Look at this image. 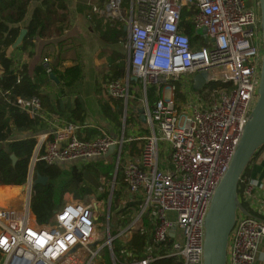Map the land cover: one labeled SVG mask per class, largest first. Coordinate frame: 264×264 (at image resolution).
Wrapping results in <instances>:
<instances>
[{
    "label": "built area",
    "instance_id": "1",
    "mask_svg": "<svg viewBox=\"0 0 264 264\" xmlns=\"http://www.w3.org/2000/svg\"><path fill=\"white\" fill-rule=\"evenodd\" d=\"M93 15L127 28L126 77L105 83L104 91L127 104L132 80L139 83L145 92L141 114L150 134L141 157L126 162L123 140L104 132L87 139L80 123L67 122L39 138L33 162L49 166L85 165L107 157L114 147L125 192L118 186L120 201L113 211V194L102 201L92 195L72 198L43 224L30 204L21 211L0 210L1 264H153L161 259L204 264L205 219L258 99L261 15L244 0H131L128 7L123 0H108L104 9L92 6L88 17ZM184 21L195 26L196 46L183 31ZM42 66L51 74L49 57ZM200 74L206 76L204 86L201 92L185 89L183 108L175 96L160 95L163 87L173 94L183 77ZM151 87L157 94L153 106L147 98ZM8 102L31 119L47 122L39 99ZM32 176L29 171V184ZM112 187L114 192L115 180ZM257 187L249 175L240 179L239 199L250 215L238 213L227 264H255L264 238V221L250 213L258 210ZM104 216L106 230L100 224ZM138 232L149 236L144 250H121V261L114 242L126 244Z\"/></svg>",
    "mask_w": 264,
    "mask_h": 264
},
{
    "label": "trees",
    "instance_id": "2",
    "mask_svg": "<svg viewBox=\"0 0 264 264\" xmlns=\"http://www.w3.org/2000/svg\"><path fill=\"white\" fill-rule=\"evenodd\" d=\"M69 1L42 0L41 7L34 10L31 21L26 28H13L2 20V15L10 10L14 14L15 22L17 24L22 23L27 15L31 0H0V93L4 103V107L0 108V185L2 186L21 187L26 185L31 160L38 145L36 134L44 127L39 118L31 119L18 106H14L8 101L14 102L17 98L26 100L37 98L42 103L44 111L52 113L51 101L42 92V85L50 80V75L53 74L59 81L61 94L71 91L83 78L82 52H80L82 48L80 45L71 43ZM92 22H95L96 27H98V30L95 28L93 31L100 33L101 30L99 29L102 28L103 19L99 23L101 27H99L98 19ZM183 25V31L191 38L192 45L196 46L197 37L194 24L184 21ZM104 28L105 30L100 33V39L109 45L120 43L126 35L124 25L120 22H115V24L109 22L105 24ZM23 29L27 30V34L19 47L22 50L34 49L37 44L41 46V53L48 47L56 48V54L50 58L51 74H48L41 64L15 67V61L9 52ZM116 58L121 60L120 56H116ZM67 60L73 62L74 65L63 69L62 66ZM115 62H117L116 59L113 60V65L110 68L111 78L108 79L111 81L123 79L126 75L123 64L115 65ZM147 94L149 100L152 101L154 90L148 89ZM178 97L181 98L180 95ZM110 101L116 103L113 99ZM107 109L110 111L111 108L105 104L103 112L106 113ZM85 113L84 104L77 100L75 107L70 111L69 118L84 122ZM108 114L112 120L117 119L115 113L109 112ZM16 133H29L30 137L16 140L13 139V135ZM263 149L264 147L256 154L253 161ZM12 155L17 158L15 164L11 159ZM99 162V160L93 161L87 164L82 171L77 172L76 169L68 170L65 169V166H49L41 160L37 161L34 166V179L39 175L48 180L46 185H34L31 192L30 206L38 223L47 222L56 211L63 207V199L66 193L73 194L76 199H84L93 194L97 195V192L99 193L98 200L110 198V182L114 179L115 165L110 166V172H106L107 178L110 177V182L104 184L101 182V173L103 172L100 170L101 164ZM245 175H250V168L246 170ZM121 184L123 185L120 169L116 176V186ZM17 190L16 187H0V194L4 192L13 194ZM238 193H240V188ZM119 201L120 192L115 189L112 211L118 207ZM148 239L147 234L135 233L125 246L119 242H114V252L122 261L125 257L121 250L139 254L144 250ZM153 264L181 263L177 259H161Z\"/></svg>",
    "mask_w": 264,
    "mask_h": 264
},
{
    "label": "crops",
    "instance_id": "3",
    "mask_svg": "<svg viewBox=\"0 0 264 264\" xmlns=\"http://www.w3.org/2000/svg\"><path fill=\"white\" fill-rule=\"evenodd\" d=\"M104 1V0H103ZM245 4L247 5V7H255L256 5V0H244ZM94 2H98V0H70L69 4L68 3V7H69V11H70V16H69V23H70V35L72 38L71 43L73 42V44L75 45H80L82 48V60L84 61L85 56L87 55H91L94 54V56H96L97 54H99V52L103 51H114V52H118V48H115L114 50L112 49V46L109 44H106L105 42H103L100 39V36L98 34L95 33V28L96 27V23L92 22L90 23V25H93L94 27L92 28L93 30L89 31L87 21H85L84 19V14L87 10V8H90L92 6L95 5ZM42 5V0H31V3L29 5L28 8V12L27 15L24 19V21L20 24H17L15 22L14 19V14L12 11H6L3 15H2V20L9 26V27H21V28H26L28 26V24L31 21L33 12L36 8L41 7ZM104 5V3H103ZM102 5V6H103ZM101 17V16H100ZM96 19V16L92 18V20ZM99 21V20H98ZM101 22V21H100ZM98 22V24L100 23ZM100 25V24H99ZM98 25V26H99ZM101 26V25H100ZM102 27H105L104 22L102 23ZM41 46L40 44H37L36 48L32 49V48H28L26 50H22L21 48H12L11 51L9 52V54L13 57L14 61H15V67L19 68L23 65H31L34 64L35 65H42V61L44 58L49 57L51 58L53 55L56 54V48L55 47H48L46 48L44 51H42L41 55ZM32 54V55H31ZM51 60V59H50ZM118 64V63H117ZM73 62L67 60L65 61V63L63 64L62 68H68L73 66ZM83 65V64H82ZM126 69V74L128 71V66L127 63L124 67ZM84 65H83V76H84ZM126 77V75L124 76ZM121 80V79H120ZM189 80H192V85L189 82ZM182 82L184 84H177V89L175 93H171L168 90H165L164 87L162 88V95L163 97H166V93L168 94L167 97L170 96H175L176 102L178 104L179 108H183L185 106L186 103V94H185V89L187 90L189 88L190 91L192 92H201V90H196L194 87V78H188V77H183ZM78 85V83L74 86V88L71 91H66L64 94L60 93V86L59 83L54 82L53 80H48L45 84L42 85V92L47 95L51 101V105L53 106V111L52 113H47L46 114V121L47 122H43V128L36 134V139L38 142V139L41 138L42 136L48 134L52 128H59L62 127L65 123L67 122H76V123H80L82 125L86 126V129L83 130L82 132V136L87 138V139H93L98 137L99 135H101V132H104L108 135H110L111 137H113L111 135V131L114 132V129L112 128L111 131H109V129L111 128V125H116L117 121L119 120L118 117V112H120L121 109V105L123 103L122 106L125 107V120H124V127H128L127 126V109L129 104L133 103L134 100L139 99V93H142V88H140V84L137 83L135 80H132V86H131V98L129 100V102L127 104H125V101H121L118 100L116 101V103H113L110 101L111 98H109L108 96V100H105L106 93L104 91V85H95L94 90L92 91V97H94L93 101L97 103H99L98 107H97V116L96 118L99 117H103L104 119H108V121L110 122V126L108 125L107 127L100 125L96 122H90L88 119L92 118V114L90 111L92 108V104L90 103V98L87 95L81 94L79 92H77L76 86ZM139 89V90H138ZM148 89H153L154 90V98L152 101L149 100L148 98V94H147V98H148V103L150 106H153L156 99H157V94H156V89L155 88H148ZM147 89V92H148ZM145 95V92H143ZM178 95L181 96V98L178 97ZM89 98V99H88ZM102 99L105 100V102L102 101ZM80 100L85 107L86 110V118L84 122H79L76 120H71L69 118L70 115V111L75 107L76 101ZM118 102H121L120 104H118ZM137 101H135L136 103ZM107 104L109 105V107L111 108L110 111L107 112H103V106ZM145 104V103H144ZM4 107V103L2 101V97H1V93H0V108ZM99 108V111H98ZM144 108V107H143ZM142 108V110H143ZM141 109H137L136 111V115L135 116H131V118H129L128 120L130 122H132V124L135 126L134 128H132V134H136V135H143L141 136L142 138L140 139L142 146L138 147L135 150L136 146H130L132 144H134L135 142H138L136 140H132L131 139H127L125 140L124 138V131L122 133V135L120 137H113L114 139H117L119 141L123 140L124 141V162H126L127 160L130 159H134L137 160L141 157L142 154V149L144 147V137H147L150 132L145 124V122L142 121V112ZM134 111V109H133ZM109 112L111 113H115L117 119L112 120L110 116H108ZM135 117V118H134ZM131 121V119H133ZM144 119V118H143ZM145 120V119H144ZM139 127L144 128L143 132H141L139 130ZM122 132V131H121ZM113 134V133H112ZM116 135V134H113ZM30 134L29 133H16L13 135V139L16 140H21V139H25V138H29ZM130 137V136H129ZM131 140V141H130ZM36 150V149H35ZM35 153V152H34ZM112 156H114V152L113 154L103 158V159H114L116 161V165L115 167H117V159L113 158ZM103 159H98V160H103ZM96 161V160H94ZM93 162V161H91ZM89 162V163H91ZM87 163V164H89ZM79 165L82 169L87 165ZM250 168V175L254 180H256L258 187H257V192H256V199H257V208L258 210H254V211H250V213L252 215H254L257 218H260L261 220L264 221V149L258 154V156L256 157V159L251 163V165L249 166ZM117 170L115 171V175H114V179L112 181V185H111V194L112 193V186L114 183V180L116 181V176H117ZM121 175H122V181H123V185L124 183V176L122 174L121 171ZM29 176V175H28ZM29 179V177H28ZM34 181V176H32L31 178V183ZM26 185L28 187L24 186H2L0 185V187L2 188H18V190L16 192H14L13 194H9V193H2L0 194V210H5V209H13V210H22L27 204H30V200H31V184H29V181L27 180ZM122 184L119 185V187L121 188ZM123 187V186H122ZM118 188V186H116V189ZM101 190V189H100ZM117 191H119V189H117ZM120 192V191H119ZM110 194V197H111ZM92 196H95L97 198L98 195L93 194ZM1 257V256H0ZM0 264H1V259H0ZM255 264H264V238L261 241L259 248H258V252L256 255V260H255Z\"/></svg>",
    "mask_w": 264,
    "mask_h": 264
},
{
    "label": "water",
    "instance_id": "4",
    "mask_svg": "<svg viewBox=\"0 0 264 264\" xmlns=\"http://www.w3.org/2000/svg\"><path fill=\"white\" fill-rule=\"evenodd\" d=\"M260 9L262 39L264 44V0H258ZM127 31V28L124 27ZM27 30L23 29L16 40L13 48H19L22 44ZM206 34V30H202ZM50 79L59 83L57 78L51 74ZM206 76L200 74L194 78V87L201 90L204 86ZM142 121L145 120L142 118ZM264 147V50L261 63L260 83L258 99L252 111L251 119L246 124L243 136L236 148L229 169L219 183L213 196L210 208L205 219V243H204V264H227L228 243L230 234L236 224L238 213L250 215L241 204L239 199V183L246 170L253 162L256 154ZM114 147L110 148L108 156L113 154ZM36 153V150H35ZM35 153L33 157L35 156ZM11 159L15 164L17 158L12 155ZM34 162L31 160L30 171L34 176ZM47 178L37 175L31 183V190L34 185H46ZM113 193V187H112Z\"/></svg>",
    "mask_w": 264,
    "mask_h": 264
},
{
    "label": "rangeland",
    "instance_id": "5",
    "mask_svg": "<svg viewBox=\"0 0 264 264\" xmlns=\"http://www.w3.org/2000/svg\"><path fill=\"white\" fill-rule=\"evenodd\" d=\"M107 2H108V0H104V1L98 0V2H94V3L99 8L104 9ZM130 2H131V0H123V6L128 7L130 5ZM103 3H104V5H103ZM69 4H72V3H69ZM254 8H257L259 13H260L258 0H256V5ZM90 13H91V7L87 8V10L84 14V19H85V21H87L86 26L89 24L88 25L89 31L93 30L92 28L94 26L90 25V23H91V21H94V20H92V18L95 16H96V19L99 20V22L103 19L104 24H108L109 22H111V24H115V22H117L115 19L102 18L103 16L100 17L101 15H93L91 18H89L88 16ZM99 27H101V26H99ZM96 30H98V29L96 28ZM99 30H101L100 33H102L105 30V28L102 27ZM95 33L97 34V33H99V31L95 32ZM100 33L98 34L99 36H100ZM127 40H128V33L126 32V35H124V37L122 38L120 43L111 45L113 50L115 48H118V52L108 51V50L103 51L102 50L96 56H94V54L87 55L84 58L85 60L84 61L82 60V64L84 65V69H85L84 76H83L82 80L78 83V85L76 86L75 90L81 94L89 96V98H90V99L88 98L90 100V103L92 104V108L90 109V110H92V111H90L92 114V118L88 119L90 122L91 121L96 122V123L103 125L105 127H107L110 124L108 119H104L103 117H99V116H98V118H96V116H97L96 112H97V107H98L99 103L96 104V102L93 101L94 97H92V91L94 90L96 83H97V85L101 86V85H104L105 83L111 81L108 78H111L110 68L113 65L114 59H116V61H117V62H115V65L122 63L123 66L125 67V65L127 63V59H126L127 58V56H126L127 55V51H126ZM80 52H82V50H80ZM82 56H83V53H82ZM116 56H120L121 60H118L116 58ZM167 96H168V94L166 93V97ZM105 97H107V95H105ZM138 97H139V99L134 100V102L129 104V106H128V109H127L128 119L131 118V116L136 115L137 109L142 110V108L144 107L145 95H144L143 91H142V93L141 92L139 93ZM104 99L108 100V97L104 98ZM104 99H102L103 102H105ZM135 101H137V102L135 103ZM120 103L121 102H118V104H120ZM122 105H123V103H122ZM122 105H121L120 112H118L119 120L117 121L116 125H111V126L109 125L111 127L109 129V131H111L112 128L114 129V132L111 131V135L113 137H120L124 131L125 132L124 133L125 140L132 138V139L138 141V142H135L134 144L130 145V146H136L135 147V150H136L138 147L142 146L140 139L142 138L141 136H143V135L132 134V128H134L135 126L132 124V122H129L128 119H127V126L128 125L129 126L127 128L124 127V129H123V126H124L123 124H124V120H125V107ZM133 109H134V111H133ZM98 111H99V108H98ZM134 118L131 119V121L134 120ZM139 130L141 132H143L144 128L139 127ZM112 133L116 134V135H113ZM99 161H100L99 163L101 164L100 170L103 172V173H101V182H103L104 184H107V182H110V180H109L110 177L107 178L106 172H110V166H112L113 164H116V161L114 159L113 160L112 159H103V160H99ZM121 166H122V164L120 165V167ZM65 169H68V170H72V169L75 170L76 169L77 172L82 171V168L78 164L67 165V166H65ZM115 171H116V167L114 169V173H115ZM111 182H112V180H111ZM111 182H110V187L112 185ZM25 186L28 187L27 185H25ZM122 186H121V192H123V191L125 192L124 185H122ZM98 194L99 193L97 192V195ZM75 197L76 196H74L73 194L66 193L64 195L63 204H65L67 201H69L72 198L75 200L76 199ZM100 222H101L100 224L103 225V229L106 230L107 223H108L107 216L102 217ZM112 224H113V226H115L114 229H116L118 227V220H117V217L115 215L112 216ZM124 242L125 241L123 239L119 241V243L122 245H125ZM107 264H111V263L108 262Z\"/></svg>",
    "mask_w": 264,
    "mask_h": 264
}]
</instances>
